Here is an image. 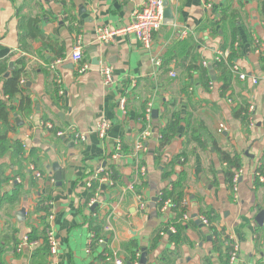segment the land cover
Listing matches in <instances>:
<instances>
[{
	"label": "crops",
	"instance_id": "crops-1",
	"mask_svg": "<svg viewBox=\"0 0 264 264\" xmlns=\"http://www.w3.org/2000/svg\"><path fill=\"white\" fill-rule=\"evenodd\" d=\"M164 1L173 17L165 18L145 48L131 35L108 44L96 39L99 27L125 26L143 0H0V65L6 67L2 77L12 70L9 63L14 68L23 59L22 95L31 100L27 115L11 116L16 130L8 134L9 141L23 143L21 158L31 161L22 163L24 176L16 178L23 181L22 200L13 210L0 211V264H49L48 256L35 255L43 238L23 243L33 229L40 232L48 225L47 218L45 224L37 220L46 215L47 202L58 247L54 264L125 261V247L131 243L137 262L144 253L145 264H204L206 258L221 264L210 231L199 220L202 216L237 245L236 258L228 264H264V218L262 225L256 222L264 211V180L256 177L260 169L264 179V62L254 53L255 40L264 39V0ZM223 11L230 16L215 32L202 31L206 21ZM29 26H34L35 38L28 36ZM78 41L82 61L75 63L71 54ZM231 45L236 52L233 61L228 56ZM218 50L227 52V69L236 65L246 75L241 81L229 72L225 93L221 70L213 63ZM84 64L87 69L81 73ZM102 65L112 68L108 85L98 71ZM205 68L209 81L199 72ZM20 97L10 100L15 111ZM246 105L248 117H236L234 113ZM175 119L180 122L174 139L159 149L161 133ZM101 120L109 123L103 140L97 131ZM79 135L83 141L75 139ZM139 141L145 151L134 156ZM117 143L121 154L112 160ZM218 151L240 157L235 192L224 181ZM178 156L180 163L169 167ZM109 165L116 166L118 179L111 177L109 185L99 176L95 190L88 189L86 182L96 170ZM0 166L7 167L5 175L18 170L10 153L0 157ZM164 171H171L170 181L183 177L189 220L177 242L159 233L175 218L173 208L162 210L157 202L158 193L171 188L162 177ZM30 179L37 193L29 190ZM134 181L137 191L127 188ZM11 186H0V196L10 193ZM94 193L97 202L91 210ZM39 194L47 200L36 216L32 209ZM21 209L23 221L16 216ZM94 221L109 225L110 231L101 230L105 243L87 253Z\"/></svg>",
	"mask_w": 264,
	"mask_h": 264
},
{
	"label": "trees",
	"instance_id": "trees-1",
	"mask_svg": "<svg viewBox=\"0 0 264 264\" xmlns=\"http://www.w3.org/2000/svg\"><path fill=\"white\" fill-rule=\"evenodd\" d=\"M210 0H205V3H209ZM230 15L226 13V11H223L221 15H219L218 18H215L213 20H208L203 26L202 31H208V32H215V29L218 24H222L226 18H228ZM37 32L34 31V26H29L28 36L30 38H35ZM24 38L20 36L19 38V44L20 47H24ZM230 52L228 54L229 60L233 61L236 57V52L233 50V45L229 48ZM264 62V58H262ZM214 63V66H217L221 70V80H222V86H221V92L225 93L229 89V81L231 79V71L226 68L225 63ZM16 66L12 68L10 71L9 76L6 79H3L2 75L6 70L5 65H0V84H1V94L2 98H0V157H2L5 153L11 154V162L12 164H17L18 170L13 171V174L5 175V171L7 170L6 166H0V186H3L4 184H7L11 182V191L10 193H4L0 196V211H6L9 212L13 210V208L22 200L25 190L23 188V181L22 179L18 182L16 181V178H22L24 176L23 170H21V166L23 167V162H27L28 160L21 158L23 155V145L21 142H11L9 141L8 134L11 132H14L16 130L15 125L11 121V116L15 113L16 116H23L27 115L31 110V100L26 95H22V93L25 91L23 89V86L21 87L19 85L20 78L25 75L24 72V66L25 63L23 62V59H19L16 61ZM231 66V65H229ZM201 75H204L207 81L210 80L208 70L207 68L199 70ZM230 72V73H229ZM21 96L19 99V106L18 109L15 111L14 107L10 104V100L14 97ZM6 97V99H5ZM4 98V99H3ZM236 117L242 118L245 120L248 117V107H242L240 108L236 113H234ZM179 119H175L168 123L167 127L163 132L161 133V137L159 140V149L165 148L167 145L171 143V141L174 139L178 127H179ZM196 137V136H195ZM198 138V137H196ZM197 142H199L198 139H196ZM219 152V160L221 163V169L224 175V181L227 184L228 188L231 189L232 187V180L234 178V175L240 171V157L239 155L229 152V151H218ZM29 157L33 156V153L31 152ZM181 156L173 158L170 163L169 167L172 164L180 163ZM31 161V160H30ZM28 161V163H30ZM32 163V162H31ZM111 173V177L116 181L118 179V171L115 165H109L106 168ZM167 171V170H166ZM164 171L162 174V177L165 181L168 182V184L171 186L169 191L163 190L161 199L157 198L158 204L161 206L164 199L169 198L174 203L175 207L172 209L175 213L174 220L166 225L163 228V231L165 234L169 236V239L171 241L177 242L181 238V234L183 233V230L185 229L186 224H183L182 222V216L186 212L185 207H181V203L183 202V199L185 198V195L183 193V177H179L176 181H170L171 178V171L166 172ZM258 173L262 174V170L258 171ZM29 183V190H33L35 193H37V187L34 183V180L30 179ZM94 185V182H93ZM138 187V186H137ZM137 187H135V191H137ZM40 195V194H39ZM47 198L43 195H40L39 200L37 201L36 205L32 209V213L38 215V213L43 209L41 207V203L43 201H46ZM95 212V210L93 211ZM44 217V219H43ZM37 220L40 221L41 224H45L46 222V215L40 217L37 216ZM210 222V221H209ZM170 226H173L175 229V233H169L168 228ZM45 226L42 229V231H38L33 229L27 236L28 242H32L36 239L43 238L44 244L40 245L38 249L35 251V255L41 256L42 258H47L48 256V246L45 240ZM90 230L94 233L95 237L98 238L101 235L102 225L101 222H91L90 223ZM210 231V236L212 239V245H213V252H215L220 260L221 264H228L229 260V252L231 251V244L228 241V235L225 233L223 229L217 230L215 227L212 226L208 228ZM159 232V233H161ZM103 237V236H102ZM103 240L105 241V237H103ZM105 243V242H104ZM134 244L126 245L125 249L128 253L127 257L125 258V261H122L123 264H136L137 262V256L135 251L133 250ZM34 255V256H35ZM47 260V259H46ZM204 264H212L210 258H206L204 261Z\"/></svg>",
	"mask_w": 264,
	"mask_h": 264
},
{
	"label": "built area",
	"instance_id": "built-area-1",
	"mask_svg": "<svg viewBox=\"0 0 264 264\" xmlns=\"http://www.w3.org/2000/svg\"><path fill=\"white\" fill-rule=\"evenodd\" d=\"M163 2H164V0H143L142 4L132 12L131 17H130V21L125 26H123L121 28H116V29H110L108 27H99V28H97V31H96V39L101 43L108 44V43L113 42L118 37H125V36L131 35L134 38H136L145 48H149L151 42L153 41V37L159 31L161 26L165 23V18L163 16V11H164ZM185 34L186 33H183L182 35L185 36ZM254 50H255L254 51L255 54H257L261 58H264V39L255 40ZM71 59L75 63H79L82 61L81 44L79 41L77 42L75 48L73 49V52L71 54ZM213 62L227 64V52L221 51V50L216 51L215 56L213 58ZM58 64H60V61H57L55 63V65H58ZM155 64L159 65V62L156 61ZM55 65H51L50 68L53 70L55 68ZM203 65L206 66L207 63L204 62ZM86 69H87V65L84 64L79 69V72L83 73ZM230 70H231V73L233 75H235L239 80H241V81L246 80V75L244 73L240 72L239 68L236 65H231ZM98 71L102 77L104 84L108 85L112 82V68L111 67H109L107 65H102L99 67ZM171 77H174V74H171ZM56 82L58 84L60 83L58 78H57ZM24 83H25V81L21 77L19 80V85L22 87L24 85ZM252 83L256 84L257 80L253 78ZM5 99H6V97H5ZM121 104H123V100L121 101ZM149 116H150V109L148 108L146 110V117L149 118ZM46 127L48 129L52 128V126L49 124L46 125ZM108 129H109V123L106 120H101L97 124L98 137L101 140H103L105 138ZM221 129H222V127H221ZM58 135H61V133H59ZM146 135H147V133H144L142 137L144 138V137H146ZM75 139L83 141L84 137L79 135V136H76ZM25 149H26V146L23 145V150H25ZM144 151H145V146H144L142 141L135 143L134 152H133L134 156H136L137 153H141ZM120 154H121V145H120V143H117L116 147H115V152L112 155V160H117L120 157ZM29 169L31 171H34L33 170L34 168L32 166H30ZM239 175H240V171H238L234 175V178L232 180L231 190L233 192L236 191V185H237ZM34 176L36 178L41 177V175L37 172H34ZM99 176H102V178L104 177L107 180H109V185H112L110 171H108L105 168L99 167L96 170L93 177H91V179H89L86 182V186L88 189L95 190L93 182H95L99 178ZM256 177H257V179H259L261 181L264 180L260 173H257ZM16 181L19 182L20 180L16 179ZM127 188L129 190L133 191L135 189V181L129 183ZM169 190H170V188H167L165 191H169ZM162 192L163 191L158 193V195H157L158 199L159 198L161 199ZM137 199L140 202L139 207L141 209H143L145 207V205L140 201L141 198L137 197ZM96 202H97V194L94 193L91 201L89 202V206L91 207V206L95 205ZM44 204H45V208L47 209L46 218H47V223H48V225L45 228V235H46L45 240H46V243L48 246V263L54 264V258L57 255L58 247H57V242H56V239L54 237L53 230L51 227V223H52V219H53V211H52L51 203L47 202ZM184 205H185V202L183 201L181 203V207H184ZM160 207L162 210H167L168 208H170V209L174 208L175 205L171 199L166 198V199H164V201L162 202ZM181 219H182L183 224H186L187 221L189 220L188 213L185 212ZM199 220L202 223V225H204L205 227H207V228L211 227V223L209 222V220L205 216L200 217ZM102 231H104V233L110 231L109 225L102 226ZM168 232L172 233V234L175 233L174 227L170 226L168 228ZM160 235H166V234L164 232H161ZM228 241L231 244V251L229 252V262H233L236 258L238 248H237V245L235 243H233V241L229 235H228ZM23 243H28L27 236L23 237ZM102 244H104L103 237L100 236V237L96 238L94 233L90 230L87 253H90L92 248L98 247ZM112 264H123V262L120 259L114 258L112 261Z\"/></svg>",
	"mask_w": 264,
	"mask_h": 264
},
{
	"label": "water",
	"instance_id": "water-1",
	"mask_svg": "<svg viewBox=\"0 0 264 264\" xmlns=\"http://www.w3.org/2000/svg\"><path fill=\"white\" fill-rule=\"evenodd\" d=\"M163 6H164V11H163L164 18L172 19L173 16L171 14L170 9L167 7V3L165 1L163 2ZM8 67H9V70H11L13 68V65L11 63H9ZM8 75H9V71L6 72V74L4 75V77L6 78V77H8ZM55 168H57L56 165L54 166V169ZM59 180H60V173L59 172H56V174H55V181L58 183ZM95 207H96V204L91 207V210H93ZM24 213H25L24 212V209H21L20 211L16 212V216L18 217L19 221L20 220L21 221L24 220ZM263 218H264V211H261L257 215V218H256V222H257L258 225H262ZM145 263H146V259H145V254L143 253V254H141V256H140L137 264H145Z\"/></svg>",
	"mask_w": 264,
	"mask_h": 264
},
{
	"label": "rangeland",
	"instance_id": "rangeland-1",
	"mask_svg": "<svg viewBox=\"0 0 264 264\" xmlns=\"http://www.w3.org/2000/svg\"><path fill=\"white\" fill-rule=\"evenodd\" d=\"M23 144V143H22Z\"/></svg>",
	"mask_w": 264,
	"mask_h": 264
}]
</instances>
